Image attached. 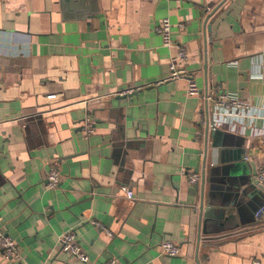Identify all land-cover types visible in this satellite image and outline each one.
<instances>
[{
	"label": "crops",
	"instance_id": "0c3cea01",
	"mask_svg": "<svg viewBox=\"0 0 264 264\" xmlns=\"http://www.w3.org/2000/svg\"><path fill=\"white\" fill-rule=\"evenodd\" d=\"M164 17L198 95L168 79ZM218 91L245 107L214 145ZM262 164L264 0H0V227L21 252L0 264H264ZM69 230L89 261L59 248Z\"/></svg>",
	"mask_w": 264,
	"mask_h": 264
},
{
	"label": "built area",
	"instance_id": "2783aa9c",
	"mask_svg": "<svg viewBox=\"0 0 264 264\" xmlns=\"http://www.w3.org/2000/svg\"><path fill=\"white\" fill-rule=\"evenodd\" d=\"M161 37V44L167 49H173V53L170 54L168 62V79H185L186 88L185 92L189 96H195L200 93V89L196 83L195 75L187 68V52L184 45L174 43L171 37V22L167 17L162 18L156 27ZM133 91L132 89H126L120 91V94H126ZM203 101L207 103L212 102L213 114L208 120V127L211 129L218 128L219 117L223 115L243 110L245 103L242 100L232 97L225 91H218L215 96L206 93L202 96ZM219 114V115H218ZM83 130L88 134L93 131V120L89 114H86L83 118ZM187 177V181L191 184H196L199 180V175L193 171H182ZM253 179L264 186V164L255 168L252 174ZM60 181V174L55 166H50L46 172V184L47 188L55 187ZM126 195L131 197L133 194L131 190L124 189ZM264 213V205L258 208L254 215L257 219L261 218ZM58 246L61 250L74 257L75 259L87 262L89 257L78 243L73 231L69 230L60 234L58 238ZM161 252L167 256H175L179 254V247L177 244L172 243L169 240H164L160 243ZM0 252L4 259H12L15 261L21 260V252L17 243L7 234H5L0 227ZM98 264H116L114 259L105 260Z\"/></svg>",
	"mask_w": 264,
	"mask_h": 264
},
{
	"label": "water",
	"instance_id": "95a60500",
	"mask_svg": "<svg viewBox=\"0 0 264 264\" xmlns=\"http://www.w3.org/2000/svg\"><path fill=\"white\" fill-rule=\"evenodd\" d=\"M210 130H212L211 132H210V134H211V136L213 137V139L215 140V143L216 144H214V145H218L219 144V142L217 141V138H219L220 137V134H221V132L218 130V128H214V129H210ZM207 135H208V132H207ZM240 153V152H239ZM240 166L241 164H237V166ZM253 182L254 183H257L254 179H253ZM258 184V183H257ZM261 187H264L263 185H261ZM208 202V201H207ZM203 207V206H202ZM203 209V208H202ZM201 209V210H202ZM204 212H203V216H204V218H207L208 216H211L212 215V212H213V210H212V208L210 209H208V208H206L205 210H203ZM256 211V210H255ZM255 211H254V213H255ZM202 214V213H201ZM255 216V215H254Z\"/></svg>",
	"mask_w": 264,
	"mask_h": 264
}]
</instances>
